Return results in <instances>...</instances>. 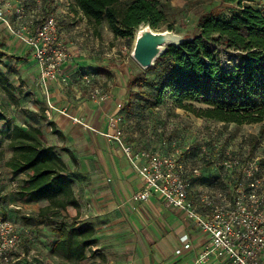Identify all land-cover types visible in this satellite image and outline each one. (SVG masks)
<instances>
[{
    "label": "trees",
    "instance_id": "obj_1",
    "mask_svg": "<svg viewBox=\"0 0 264 264\" xmlns=\"http://www.w3.org/2000/svg\"><path fill=\"white\" fill-rule=\"evenodd\" d=\"M72 1L96 25L107 21L116 36L129 39L130 46L141 25L158 28L166 22V12L156 0ZM218 1L236 4L232 16L216 11L204 14L192 37L179 46H168L158 58L151 69L157 71L152 78L130 76L129 84L141 87L138 95L148 104H162L170 98L176 107L207 119L264 122V10L246 0ZM173 28L169 23L168 29ZM224 53L230 58L225 60ZM9 71L0 72L4 83ZM195 101L206 106L196 108ZM1 121L7 128L0 133L12 151L7 165L14 175H25L18 188L20 196L47 201L40 209L42 216L62 215L72 208L76 212L72 220L80 221H61L54 226L53 253L71 262L85 259L95 243V227L79 218L74 170L61 154L64 148L50 144L40 126L14 122L4 105L0 106ZM52 132L59 133L54 127ZM261 133L264 136V130Z\"/></svg>",
    "mask_w": 264,
    "mask_h": 264
},
{
    "label": "rangeland",
    "instance_id": "obj_2",
    "mask_svg": "<svg viewBox=\"0 0 264 264\" xmlns=\"http://www.w3.org/2000/svg\"><path fill=\"white\" fill-rule=\"evenodd\" d=\"M123 1L129 2L131 0ZM156 1L166 12V22L154 29H168V25L171 23L174 26L172 30L185 38H190L197 32L198 20L204 14L216 11L221 12V16L230 17L237 8L236 4L224 3L218 0ZM246 2L264 10V0H246ZM29 9L35 17H42L48 11L54 12L59 21V30L69 48L70 54L73 56L76 53V58H79L76 65H79L82 58H91L93 61L92 70L104 77L101 80V84L114 85L115 99L120 100L123 104L119 111L123 116L121 127L126 135L127 143L132 142L136 149L161 148L164 146L163 142L165 141L172 148L184 149L189 147L193 152L186 155V157L194 165L199 164V160L196 159L195 155L198 147L201 144H210L212 146V140L221 142L223 146L233 145L235 147L257 148L256 150L259 153L264 152V136L261 133L264 130V122L238 124L207 119L176 107L170 98H166L162 104L146 103L145 99L138 95L141 87L137 83L129 84L130 76L133 78L145 75L148 78H152L157 71L151 70L154 65L148 69L140 66L131 55L133 45L130 46L129 39L116 36L107 21L96 25L85 18L84 13L69 0H44L41 5L32 1ZM223 56L225 60L230 58L227 53H224ZM37 68L38 66L29 48L7 33L3 25L0 24V72L5 73L8 69H11L10 73H6L8 82L4 83L0 80V106L4 105L8 109L14 122L43 128V117L39 115L44 116L46 114L45 107L42 106L43 99L35 92L39 89L48 98L50 97V92L45 93V90L37 82ZM79 69L73 75L72 83L70 81L65 83L61 80H56L51 82L48 87L50 88L51 84L55 83L60 88V96H63L62 93L65 94L68 87L74 85L76 89L70 87V93L73 92L74 94L72 96H75V93L83 95L85 100L96 104L97 102L91 96L92 86L84 84L81 79V73L83 72L81 69L85 68L81 67ZM68 77L71 78L70 76ZM205 106V104L195 101L196 108ZM82 120L83 122L78 124L97 132L96 128L92 127L84 119ZM1 124L0 131L5 130L7 128L6 123ZM1 126H4V129ZM101 133L105 138L109 139L106 132ZM81 142L87 148L88 141L82 139ZM61 148H64L61 154L65 161L68 165L76 168L75 162L77 163L78 160L76 154L74 152L71 153L72 150L67 147ZM73 151L76 152L74 149ZM10 155H12V151L8 147V139L0 133V181L6 178L11 186L9 191L4 189L6 193L4 200L1 197L4 196V193H1L3 189L0 190V213L21 226L33 227L40 235L39 240L42 246L46 244L51 248L55 239L53 228L58 222L67 221L70 224H75L80 221L72 220L73 216H75L72 208L62 215L42 216L40 209L47 204V201L19 199L18 188L25 175L20 174L17 178L15 177L17 175L4 171L5 167H7L6 159L8 160ZM204 170L209 174L218 172L216 168L208 166H204ZM73 177L75 190L78 192L76 188L82 182H85V176L78 169H75ZM1 185L3 184L0 183ZM89 224L93 225L92 223ZM94 238L95 243L88 248L85 259L71 262L65 260L60 254L54 253L56 258L53 261L56 264L121 263L122 259L118 257H125V255L116 254L121 252L111 251L105 246L104 243H107L106 241L101 243L96 229ZM124 262L126 263L128 260L124 259Z\"/></svg>",
    "mask_w": 264,
    "mask_h": 264
},
{
    "label": "built area",
    "instance_id": "obj_3",
    "mask_svg": "<svg viewBox=\"0 0 264 264\" xmlns=\"http://www.w3.org/2000/svg\"><path fill=\"white\" fill-rule=\"evenodd\" d=\"M32 1L41 5L44 0H0V24L29 48L39 68L38 83L48 93L51 82H69L63 66L73 56L56 14L48 11L35 17L29 9ZM81 79L92 86L91 96L98 104L110 98L105 86L96 83L95 72H82ZM48 106L58 109L50 102ZM117 106L118 112L109 116L106 135L118 144L143 180V187L130 199L140 202L156 197L163 209L184 212L202 235L195 264H264V152L212 140V146L198 147L199 164L194 165L186 157L193 152L189 147L172 148L165 141L161 148L136 149L125 140L119 112L122 102ZM59 111L75 123L83 122L67 108ZM204 166L218 172L209 174ZM39 238L33 227L21 226L0 213V264H41L44 256ZM193 250L191 236L181 235L176 254Z\"/></svg>",
    "mask_w": 264,
    "mask_h": 264
},
{
    "label": "crops",
    "instance_id": "obj_4",
    "mask_svg": "<svg viewBox=\"0 0 264 264\" xmlns=\"http://www.w3.org/2000/svg\"><path fill=\"white\" fill-rule=\"evenodd\" d=\"M76 55L75 53L63 66L64 73L71 77L69 78L71 83L73 75L81 67L85 68L81 69L83 72H94L91 68L93 65L91 58H82L79 65H76L79 61ZM37 69L39 77V68ZM97 78L96 83L101 84L104 77L97 74ZM104 86L111 96L101 104L87 101L83 95L76 93L72 96L70 87L76 89L74 85H70L66 93H62L63 96H60V88L55 83L49 88V98L39 89L35 92L43 99L42 106L45 107L46 114L39 116L43 117L42 129L48 142L72 150L71 153L74 152L77 156L78 164L75 162L76 168L71 165L70 167L72 170L78 169L85 176V182L76 188L78 190L76 194L80 200L79 218L81 221L93 224L101 243L106 241L107 243L104 244L111 251L125 255V257H118L123 260L120 264H195L196 255L201 251L202 235L194 224L186 220L184 212L163 209L160 200L156 197L140 202H132L130 199L133 193L143 187V180L118 144L105 138L101 133L108 131L109 116L118 112L117 104L121 102L115 99L116 92L113 84H104ZM49 102L58 109H50ZM63 108H67L72 115L84 119L96 128L97 132L73 122L71 117L59 111ZM4 122H0V125ZM53 127L59 131L57 135L52 133ZM1 128L4 129V126ZM124 137L126 139V135ZM82 139L88 141L87 148L82 145ZM128 143L133 146L132 142ZM4 171L12 173L8 165ZM19 176L20 174L15 177ZM0 183L3 184L0 190L3 189L1 193H4V196L1 197L4 200L6 195L4 189L9 191L11 186L6 178L1 179ZM18 196L19 199H28L20 194ZM73 211V214H76L75 210ZM186 233L193 240L194 250L178 255L176 249L180 245V237ZM42 253L44 261L41 264H56L53 261L56 255L52 252V247L44 244ZM124 259L128 262L125 263ZM91 263L102 264V262L88 264Z\"/></svg>",
    "mask_w": 264,
    "mask_h": 264
},
{
    "label": "water",
    "instance_id": "obj_5",
    "mask_svg": "<svg viewBox=\"0 0 264 264\" xmlns=\"http://www.w3.org/2000/svg\"><path fill=\"white\" fill-rule=\"evenodd\" d=\"M186 39L172 29L155 30L151 24H143L135 34L131 55L140 66L148 69L155 65L168 46H179Z\"/></svg>",
    "mask_w": 264,
    "mask_h": 264
}]
</instances>
